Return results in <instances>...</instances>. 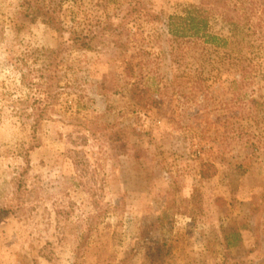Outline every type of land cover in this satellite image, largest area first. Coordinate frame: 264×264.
Returning a JSON list of instances; mask_svg holds the SVG:
<instances>
[{"label": "rangeland", "instance_id": "1", "mask_svg": "<svg viewBox=\"0 0 264 264\" xmlns=\"http://www.w3.org/2000/svg\"><path fill=\"white\" fill-rule=\"evenodd\" d=\"M0 264H264V0H0Z\"/></svg>", "mask_w": 264, "mask_h": 264}, {"label": "trees", "instance_id": "2", "mask_svg": "<svg viewBox=\"0 0 264 264\" xmlns=\"http://www.w3.org/2000/svg\"><path fill=\"white\" fill-rule=\"evenodd\" d=\"M175 17H171L170 22H169V32L173 35H180L181 34V29L188 27L189 24H191L194 28H197L195 21L196 18L192 17L190 18V20H192V23H190V21H188V19H178ZM185 21H188V23H186ZM207 24L203 23V28H206ZM197 30H199V28H197ZM73 35V39H71L73 44H77L79 47H86L87 46V42H88V38L86 36H84L81 33H72ZM208 38L207 40L213 44H219L220 38L216 37V36H211V35H206ZM61 51L56 52L54 54V58L55 60H58L62 55H61ZM61 62H59L58 64L60 65ZM249 75V74H248ZM247 77V76H246ZM35 124L39 123V120H35L34 121ZM118 140V146L120 149L124 150L123 153L126 154L129 152V146H130V141H129V136L127 135H123L119 134V138Z\"/></svg>", "mask_w": 264, "mask_h": 264}]
</instances>
